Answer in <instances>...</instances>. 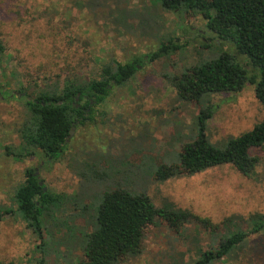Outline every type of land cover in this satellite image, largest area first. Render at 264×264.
<instances>
[{
  "label": "rangeland",
  "instance_id": "374dc122",
  "mask_svg": "<svg viewBox=\"0 0 264 264\" xmlns=\"http://www.w3.org/2000/svg\"><path fill=\"white\" fill-rule=\"evenodd\" d=\"M117 3L0 0V39L5 48L0 92H6L0 95V209L14 211L0 222L4 264H81L85 237L95 222L94 196L111 187V182L93 181L90 169L113 171L116 182L132 183L157 207L170 202L214 223L231 216L264 215V147L251 152L259 163L250 177L230 165L166 182L151 176V170L173 163L198 133L199 104L180 100L170 78L223 52L233 53L234 46L220 41L199 15L177 16L158 0ZM169 39L185 46L149 61L147 57ZM136 57L147 59L134 78L115 87L95 107L93 121L75 129L57 161L41 166L42 155L19 162L5 155L6 146L19 144V128L27 114L20 94L35 97L44 86L68 78L100 80L104 65L112 60L125 64ZM209 100L216 110L207 135L215 145L264 121V106L251 84ZM142 165L144 176L137 172ZM31 168L47 190L63 196L45 220L42 238L23 221L14 198ZM194 231L189 232L195 235ZM203 239L206 249L212 240L207 235ZM197 254L190 241L158 220L144 232L142 254L120 264H195ZM215 264H264V234L250 237L239 254Z\"/></svg>",
  "mask_w": 264,
  "mask_h": 264
},
{
  "label": "trees",
  "instance_id": "16d2710c",
  "mask_svg": "<svg viewBox=\"0 0 264 264\" xmlns=\"http://www.w3.org/2000/svg\"><path fill=\"white\" fill-rule=\"evenodd\" d=\"M158 1L165 11L177 16H201L206 28L220 41L231 43L235 51L223 52L216 59L201 62L170 78L180 100L199 104L198 133L195 139L182 146L173 163L151 170V176L158 182H166L230 165L250 177L259 163L251 152L264 147V121L220 146L215 145L207 135L208 121L216 110L209 98L221 93H238L251 84L255 86L256 98L264 106V0ZM184 46L177 40H165L147 58L155 61L168 57ZM4 53L0 39V67ZM147 58L136 57L125 64L112 60L103 66L100 80L68 78L62 84L58 80L52 86H44L35 97L20 94L27 114L19 128V144L6 146L5 155L18 162L42 155L41 166L57 161L66 150L72 128L93 121L95 107L102 105L115 87L134 78L141 62ZM239 58H244L245 62ZM0 95L6 96V92ZM145 171V165L137 170L141 176ZM90 174L93 181L111 182V187L94 196L97 202L95 222L93 231L85 237L81 264H120L140 256L144 232L158 220L167 223L180 239L190 241V245L198 249L195 264H215L230 259L247 246L250 237L264 234V215L256 214L247 219L231 216L214 223L209 218L178 209L170 202L157 207L150 196L135 186L132 188V183L116 182L113 171L90 169ZM25 175L26 181L16 189L14 196L17 212L42 238L44 222L52 217V209L60 205L63 196L50 190L45 192L46 187L40 186L42 181L35 169H27ZM12 213V210L0 209V222ZM242 224H246L245 228ZM192 229L195 235L189 232ZM205 235L212 240L206 249L202 241Z\"/></svg>",
  "mask_w": 264,
  "mask_h": 264
},
{
  "label": "water",
  "instance_id": "95a60500",
  "mask_svg": "<svg viewBox=\"0 0 264 264\" xmlns=\"http://www.w3.org/2000/svg\"><path fill=\"white\" fill-rule=\"evenodd\" d=\"M88 113H89V111H88ZM88 113L85 114V117H88ZM74 131H75V128L73 127L72 130L70 131V134H69L68 138H67V142H68L69 139L73 136ZM42 185H43V183L40 182V186H42ZM44 191L46 192V191H47V188H44Z\"/></svg>",
  "mask_w": 264,
  "mask_h": 264
}]
</instances>
